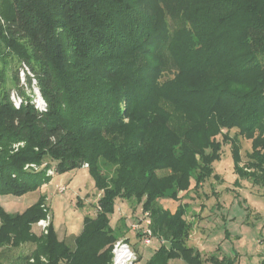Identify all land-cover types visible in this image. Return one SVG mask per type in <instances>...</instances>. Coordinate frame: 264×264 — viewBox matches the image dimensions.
<instances>
[{"label":"trees","instance_id":"1","mask_svg":"<svg viewBox=\"0 0 264 264\" xmlns=\"http://www.w3.org/2000/svg\"><path fill=\"white\" fill-rule=\"evenodd\" d=\"M240 136L253 148L243 165ZM223 142L241 177L264 186V0H0V195L36 191L52 167L86 163L101 191L75 249L53 221L31 234L47 218L45 194L23 212L0 206V264H44L41 255L47 264H112L120 235L108 215L118 199L142 204L154 236L168 242L147 264H203L187 242L185 205L159 201L213 176ZM28 240L31 254L3 263L4 243Z\"/></svg>","mask_w":264,"mask_h":264},{"label":"rangeland","instance_id":"2","mask_svg":"<svg viewBox=\"0 0 264 264\" xmlns=\"http://www.w3.org/2000/svg\"><path fill=\"white\" fill-rule=\"evenodd\" d=\"M28 91L31 93L30 88ZM33 91L36 92L37 89L33 88ZM235 134V129L230 131L232 137ZM219 138L222 141L221 135ZM251 142V139L244 136L239 137L242 165L247 162L248 154L253 150ZM222 144V156L214 163V175L217 176H211L197 189L180 191L178 200L165 197L159 202L165 208L175 211L180 203L188 201L186 218L190 222V234L187 242L189 246L201 252L203 264H264V186L242 178L236 170V157L231 143ZM52 169L54 176L38 190L22 196L0 195V206L7 212H23L34 204L40 195L45 194L48 213L51 221L55 223V229H59L60 239H64L75 249V237L82 232L87 216H95L97 213L101 191L88 167L64 172H56L54 167ZM192 180L194 187L195 182ZM63 186L66 189L60 191ZM143 215L142 204L135 205L123 199L117 200L114 210L108 215L110 226L116 234H122V225L125 234L129 232V244L138 255L136 264H147L155 251L162 246L161 243L168 245L164 238L161 241L157 237L153 238L150 245L142 242V235L133 230L131 225L141 222ZM1 223L0 218V225ZM30 232L36 237L45 233L38 221L30 224ZM113 245L109 252L112 253V258ZM3 248L8 250V260L2 256L3 263H9L18 255L31 254L37 246L28 240L22 241L19 247L6 242ZM40 259L44 264L49 262L46 255H41ZM170 262L188 264L182 257L172 258Z\"/></svg>","mask_w":264,"mask_h":264},{"label":"built area","instance_id":"3","mask_svg":"<svg viewBox=\"0 0 264 264\" xmlns=\"http://www.w3.org/2000/svg\"><path fill=\"white\" fill-rule=\"evenodd\" d=\"M26 73H31L29 68L24 65V69H22L21 75H22V81L24 82L26 79ZM36 83V81H35ZM35 89H37L35 94L33 95V103L35 104L37 109H40V111H44L47 109V102L43 98V96L40 93V90L36 84L33 85ZM12 100L17 108H19L23 102V98L20 97L16 92L12 93ZM20 145H23V143H17L15 144V149H18ZM37 167L32 164H28L27 167ZM85 166H88V163L85 164ZM49 174H54L53 169H49ZM66 187H60V191H64ZM51 223V217L48 213L47 218H43L38 221V225L44 230L45 233L48 232V227ZM132 229L142 233V242L146 245H150L152 243L153 238L155 237L151 228V217L149 212H144L143 220L141 222L132 223ZM127 238H119L115 241L113 245V258L112 264H136V261L138 260L137 252L132 248L131 244H129Z\"/></svg>","mask_w":264,"mask_h":264},{"label":"crops","instance_id":"4","mask_svg":"<svg viewBox=\"0 0 264 264\" xmlns=\"http://www.w3.org/2000/svg\"><path fill=\"white\" fill-rule=\"evenodd\" d=\"M83 168H85V167H83ZM185 202H186V203H185ZM187 202H188V201H184V203H183V204L185 205V208H188V206H189V205L187 204ZM54 225H55V223H54ZM122 226H123V225H122ZM122 226H121V230H120V231H122V234L120 235V238H128V240L130 241V235H129V232L125 234V230L122 229V228H123ZM55 228H56V226H55ZM57 233H58V236H59V229H57ZM67 235H68V234H67ZM59 238H60V237H59ZM160 240L162 241V239H160ZM161 244H163V243H161Z\"/></svg>","mask_w":264,"mask_h":264}]
</instances>
